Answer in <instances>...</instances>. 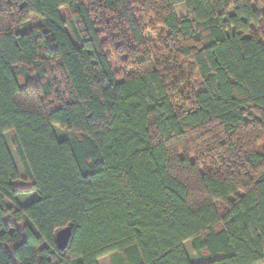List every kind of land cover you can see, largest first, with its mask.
I'll list each match as a JSON object with an SVG mask.
<instances>
[{
    "label": "trees",
    "instance_id": "16d2710c",
    "mask_svg": "<svg viewBox=\"0 0 264 264\" xmlns=\"http://www.w3.org/2000/svg\"><path fill=\"white\" fill-rule=\"evenodd\" d=\"M104 256L264 264V0H0V264Z\"/></svg>",
    "mask_w": 264,
    "mask_h": 264
},
{
    "label": "rangeland",
    "instance_id": "374dc122",
    "mask_svg": "<svg viewBox=\"0 0 264 264\" xmlns=\"http://www.w3.org/2000/svg\"><path fill=\"white\" fill-rule=\"evenodd\" d=\"M177 13L179 15L185 14L184 8L183 7H178L177 8ZM61 14H62V17L67 22V30H68V33L70 34V37L72 38L73 42L75 44H77V40H76L75 34L73 32L72 27L70 26V24L68 22V19L66 17L65 11L61 10ZM143 23L147 27V29H146L147 31L144 34H146L148 36L149 40L155 42L156 38L161 36L162 28H160V26H156V27L155 26H151V24H150V22L148 20H144ZM29 25H31V24H29ZM150 38H152V39H150ZM119 59L120 58L117 57L116 55H113V57H112L113 67L118 73L125 69V67L121 64ZM35 82H38V81L34 79V84H36ZM36 86H38V85L36 84ZM62 90H63V87H62ZM54 130H55L56 136L59 139H66V138H68L70 136V131L64 130V129L59 128V127H54ZM5 138H6V142L8 144V147L10 149V152H11L13 158H14L15 164H16V166L18 168L19 175H20V179L14 181L13 182V186L15 188H19L20 189V193L17 194V198H18V200H19V202L21 204H25V203H28V202L36 199L37 198V194L34 193V192H29L27 190L24 191L25 189L29 188V182L25 181V179H24L25 174H24L23 166H22V164L20 162V159H19V157H18V155L16 153V150H15V147H14V144H13V133L12 132H6L5 133ZM219 207L221 209H223L224 204H220ZM184 246H185V249H186V251H187V253L189 255L190 260L192 262H198L199 258L197 256V254L195 253V251L193 250L192 241L191 240L185 241L184 242ZM100 263L101 264H114L112 256H109V257L108 256L107 257L104 256L100 260Z\"/></svg>",
    "mask_w": 264,
    "mask_h": 264
},
{
    "label": "water",
    "instance_id": "95a60500",
    "mask_svg": "<svg viewBox=\"0 0 264 264\" xmlns=\"http://www.w3.org/2000/svg\"><path fill=\"white\" fill-rule=\"evenodd\" d=\"M72 234V228L70 226L60 229L55 236V241L60 249H65L68 245Z\"/></svg>",
    "mask_w": 264,
    "mask_h": 264
},
{
    "label": "crops",
    "instance_id": "0c3cea01",
    "mask_svg": "<svg viewBox=\"0 0 264 264\" xmlns=\"http://www.w3.org/2000/svg\"><path fill=\"white\" fill-rule=\"evenodd\" d=\"M106 257H107V256H106ZM108 257H109V256H108ZM102 258H103V257H102ZM102 258H100V259L98 260V264H101V263H100V260H101Z\"/></svg>",
    "mask_w": 264,
    "mask_h": 264
}]
</instances>
